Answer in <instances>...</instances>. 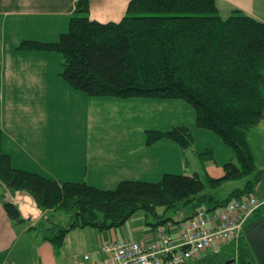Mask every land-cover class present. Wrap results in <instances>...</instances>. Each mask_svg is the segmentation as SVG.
<instances>
[{"label": "trees", "instance_id": "16d2710c", "mask_svg": "<svg viewBox=\"0 0 264 264\" xmlns=\"http://www.w3.org/2000/svg\"><path fill=\"white\" fill-rule=\"evenodd\" d=\"M89 13L90 0H77L68 30L58 40H24L18 48L59 53L60 77L87 96L185 101L195 110L197 126L218 135L235 153L239 166L225 164L219 178L166 174L159 182L123 181L114 190H102L15 168L2 149L0 130V201L9 218L26 222L17 206L4 201V186L11 192H29L43 211L70 214L68 225L44 220L34 227L60 248L73 228H120L138 212L161 224L184 210L189 214L181 220L201 208L215 211L250 194L263 201L264 170L257 169L248 132L264 119V23L241 10L224 18L216 0H132L119 22L101 23ZM145 134L148 146L168 139L183 151L193 147L192 130L184 126ZM196 154L202 161L214 159L211 150ZM250 176L243 189L224 200L207 192L209 186ZM254 214L263 224L264 203ZM234 241L233 255L239 256V264H248L253 252L244 233ZM226 259L217 253L207 264H223ZM201 263L202 259L196 264Z\"/></svg>", "mask_w": 264, "mask_h": 264}, {"label": "crops", "instance_id": "0c3cea01", "mask_svg": "<svg viewBox=\"0 0 264 264\" xmlns=\"http://www.w3.org/2000/svg\"><path fill=\"white\" fill-rule=\"evenodd\" d=\"M131 1L90 0L89 16L101 23L119 22ZM76 2L0 0V130L2 149L13 166L58 182L86 183L102 190H114L123 181L155 183L166 174L202 176L198 167L188 163V154L197 157L201 148L214 149L213 160L200 159L209 173L203 175L219 178L225 164L239 166L232 149L197 126L195 110L185 101L87 96L60 77L63 59L59 53L18 48L24 40H58L68 30ZM216 3L224 18L241 10L264 23V0ZM178 126L192 129V149L183 151L168 139L146 144L147 130L168 131ZM251 140L249 131L257 169L264 170V144L257 145L262 152L258 161ZM261 185L264 189V174ZM43 214L36 221L15 222L0 201V264H82L87 254L93 261H101L106 258L102 251L106 242H149L157 227L166 224L157 219L151 222L150 215L138 212L120 228H74L63 246L54 248L34 228L45 220ZM188 214L187 210L173 214V220ZM62 217L53 222L68 225L70 219L66 223ZM171 233L177 236L175 230Z\"/></svg>", "mask_w": 264, "mask_h": 264}, {"label": "built area", "instance_id": "2783aa9c", "mask_svg": "<svg viewBox=\"0 0 264 264\" xmlns=\"http://www.w3.org/2000/svg\"><path fill=\"white\" fill-rule=\"evenodd\" d=\"M264 203L255 194L236 198L219 210L197 213L177 224V236L170 232L172 222L156 229L149 242L114 240L102 246L106 258L93 261L84 256L82 264H189L198 261L214 244L236 240L248 218Z\"/></svg>", "mask_w": 264, "mask_h": 264}, {"label": "rangeland", "instance_id": "374dc122", "mask_svg": "<svg viewBox=\"0 0 264 264\" xmlns=\"http://www.w3.org/2000/svg\"><path fill=\"white\" fill-rule=\"evenodd\" d=\"M250 131H251V139H252L251 141L253 143V147H254L255 153L257 155V160L259 161L260 157H262V152H261V148H258L257 145H261L262 146L264 144V119H263V122H262V126L261 127H259V128H253ZM210 133L213 134L214 137H216V139L218 141H220V143H222V145H225L224 142L221 140V138L218 135H216L212 131H210ZM192 134H193V145H194V133H193V131H192ZM212 146H215L216 147L215 144H212ZM205 149L206 150H211L214 153V149L212 147L201 148V151H203ZM199 160H200L199 157L193 156L191 153L188 154V163H189V165L191 167H198V171L201 172L202 176H204L203 175L204 173H208L207 168H205V165L206 164H205V162H201V160L200 161ZM213 170H214V168H213ZM210 174L213 175V176H217L212 171H211ZM251 178H253V176H250L248 178L238 179V180L223 181L221 184L217 185V187H215V188H212V187H210L208 185L209 187L207 189V192L210 195H212L214 198L218 199V200H224L234 190H236V189H243L245 187V185H246V182L249 179H251ZM1 192L2 191L0 190V193ZM44 212L45 213L43 214V216H42L41 219L55 221V220H58L60 217H62L63 214H66L67 215V218H63L62 217L61 220H66L67 219V221H66V223H67L69 221V219H71V217H70L71 215L68 214V213H66V212H64L63 210L54 209V210H46ZM258 219H259V214H254L253 216H251L250 218H248V220L244 224V227H245L244 230L248 226L251 227V225H253L254 223H256L258 221ZM149 220L151 222H155V219L152 218V217H149ZM250 223H252V224H250ZM169 230H170V232H171V230H175L176 231L175 234H177L178 227L173 225V226H171V228ZM117 240H122V239H116V241ZM106 243H108V242H106ZM236 243L237 242H235V241L234 242L228 241V242L223 243V244H214L211 248L207 249L203 253V255L201 256V258H200V259H202V263L201 264H205V263L207 264L208 263V260L207 259H209V257H212L213 258V255H215L217 253L218 254L219 253H222L226 258L232 257L233 253L235 254V252L233 250H235L237 248L236 247ZM189 264H196V263L195 262H192V263H189Z\"/></svg>", "mask_w": 264, "mask_h": 264}, {"label": "water", "instance_id": "95a60500", "mask_svg": "<svg viewBox=\"0 0 264 264\" xmlns=\"http://www.w3.org/2000/svg\"><path fill=\"white\" fill-rule=\"evenodd\" d=\"M4 189V201L17 206L24 221H36L43 214L38 202L29 192L22 190L11 192L6 186ZM259 225V222H256L251 227L246 228L244 234L257 263L264 264V223ZM225 264H229V262Z\"/></svg>", "mask_w": 264, "mask_h": 264}, {"label": "flooded vegetation", "instance_id": "af4514ba", "mask_svg": "<svg viewBox=\"0 0 264 264\" xmlns=\"http://www.w3.org/2000/svg\"><path fill=\"white\" fill-rule=\"evenodd\" d=\"M227 262H229V264H239V262H240L239 256L235 255L234 257H229L228 259H226V261L223 264H225ZM248 264H258L254 253H252V256L249 257Z\"/></svg>", "mask_w": 264, "mask_h": 264}]
</instances>
